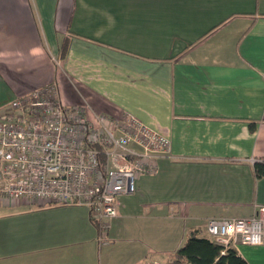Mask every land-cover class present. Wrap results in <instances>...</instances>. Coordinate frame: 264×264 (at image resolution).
Segmentation results:
<instances>
[{
	"label": "crops",
	"instance_id": "obj_1",
	"mask_svg": "<svg viewBox=\"0 0 264 264\" xmlns=\"http://www.w3.org/2000/svg\"><path fill=\"white\" fill-rule=\"evenodd\" d=\"M51 83L91 119L136 116L170 153L102 237L86 205L0 192V264H175L209 218L264 206V0H0V114ZM235 248L264 264V245Z\"/></svg>",
	"mask_w": 264,
	"mask_h": 264
},
{
	"label": "built area",
	"instance_id": "obj_2",
	"mask_svg": "<svg viewBox=\"0 0 264 264\" xmlns=\"http://www.w3.org/2000/svg\"><path fill=\"white\" fill-rule=\"evenodd\" d=\"M170 143L131 114L89 118L87 106H67L51 83L14 98L0 114V192L86 205L102 237L120 198L136 192L140 174L157 171ZM207 231L225 248L264 245V206L247 217L209 218Z\"/></svg>",
	"mask_w": 264,
	"mask_h": 264
},
{
	"label": "trees",
	"instance_id": "obj_3",
	"mask_svg": "<svg viewBox=\"0 0 264 264\" xmlns=\"http://www.w3.org/2000/svg\"><path fill=\"white\" fill-rule=\"evenodd\" d=\"M67 48L68 43L65 41L61 46L62 56L66 54ZM254 170L258 177L264 175V159L254 163ZM184 259L192 264H249L235 247L225 248L211 238L198 236L195 232L177 249L174 263L179 264Z\"/></svg>",
	"mask_w": 264,
	"mask_h": 264
}]
</instances>
